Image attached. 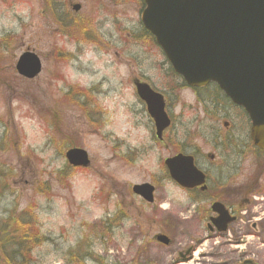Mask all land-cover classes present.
<instances>
[{
    "label": "rangeland",
    "instance_id": "obj_1",
    "mask_svg": "<svg viewBox=\"0 0 264 264\" xmlns=\"http://www.w3.org/2000/svg\"><path fill=\"white\" fill-rule=\"evenodd\" d=\"M142 1L0 0V169L10 186L0 200V220L32 212L47 239L34 250V264H72L71 251L79 252L84 264H176L191 246L197 250L190 264L244 259L264 264V205L261 233L249 227L250 234L240 238H206L179 226L187 220L177 214L178 196L165 179L164 161L176 155L175 136L193 121L187 108L194 98L184 91L178 101L166 90L178 81L161 50L142 38ZM75 4L81 5L79 12L73 11ZM65 23L81 27L78 38L62 32ZM85 30H92V37L84 36ZM27 49L43 66L33 81L16 72ZM60 49L68 60L58 58ZM137 79L168 96L170 146L154 142L153 124L134 88ZM73 87L82 95L88 91L76 99L95 111L64 101ZM56 112L62 121L53 126ZM72 148L85 150L91 166L75 170L66 185L57 174ZM160 181L165 190L156 218L141 207L132 187ZM42 183L49 184L48 193H38ZM160 233L171 246L156 242Z\"/></svg>",
    "mask_w": 264,
    "mask_h": 264
},
{
    "label": "water",
    "instance_id": "obj_2",
    "mask_svg": "<svg viewBox=\"0 0 264 264\" xmlns=\"http://www.w3.org/2000/svg\"><path fill=\"white\" fill-rule=\"evenodd\" d=\"M141 15L144 28L156 39L174 71L190 87L216 83L250 116L252 139L264 149V0H145ZM75 11L80 6H74ZM19 73L34 78L41 71L39 58L24 54ZM139 97L155 120L157 135L170 126L163 97L147 84H136ZM74 166L87 167V153H67ZM171 178L190 187L192 159L177 156L165 162ZM134 191L153 201V188L136 186ZM157 241L169 245L166 236Z\"/></svg>",
    "mask_w": 264,
    "mask_h": 264
},
{
    "label": "flooded vegetation",
    "instance_id": "obj_3",
    "mask_svg": "<svg viewBox=\"0 0 264 264\" xmlns=\"http://www.w3.org/2000/svg\"><path fill=\"white\" fill-rule=\"evenodd\" d=\"M183 90L194 98L193 105L187 108L193 121L184 125L185 132L180 137L175 136L177 154L191 156L204 181L197 179L202 183L192 188L170 183L178 196L177 214L187 220L179 226L189 234L206 238L226 235L240 238L250 234L249 227L252 233H261L264 151L251 138V119L218 87ZM156 143L161 146V140ZM152 185L155 188L152 204L133 196L142 208H150L156 218H161V190H165V183ZM221 214L226 222L230 219L225 233H220L219 225L214 223ZM196 248L190 247L191 253Z\"/></svg>",
    "mask_w": 264,
    "mask_h": 264
},
{
    "label": "trees",
    "instance_id": "obj_4",
    "mask_svg": "<svg viewBox=\"0 0 264 264\" xmlns=\"http://www.w3.org/2000/svg\"><path fill=\"white\" fill-rule=\"evenodd\" d=\"M62 31L67 36L73 35L78 38L79 31L81 33V27L78 25L76 27L69 26V24L65 23ZM86 33L87 31L85 30L83 34ZM88 33H91V30H88ZM148 37L149 34L144 32L142 38L146 40ZM168 88L174 92L177 89V85H171ZM85 103L80 104V106L84 110L89 111L90 107H84ZM66 170L69 169L66 168ZM65 173L64 171L62 174ZM1 182L0 188L8 190V178L3 176ZM46 241L47 239L41 234L31 211L22 213L17 219L0 221V264H34V250L43 246ZM84 255L86 258L90 257L89 253ZM68 256L69 263L84 264V258L80 256L79 252L71 251Z\"/></svg>",
    "mask_w": 264,
    "mask_h": 264
}]
</instances>
